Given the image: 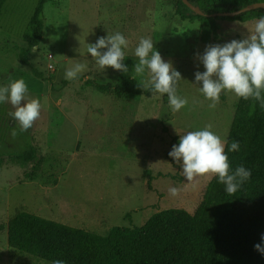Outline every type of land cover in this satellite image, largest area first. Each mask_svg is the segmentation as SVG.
<instances>
[{"label":"rangeland","instance_id":"rangeland-1","mask_svg":"<svg viewBox=\"0 0 264 264\" xmlns=\"http://www.w3.org/2000/svg\"><path fill=\"white\" fill-rule=\"evenodd\" d=\"M31 2L4 0L0 15V87L23 79L26 102L38 99L42 106L40 118L26 131L40 155L31 163L16 155L22 137L11 135L21 129L11 115L15 108L9 101L0 110V264H52L8 244L6 225L21 210L103 235L115 225H142L159 210L194 212L215 175L188 182L169 152L181 135L208 124L226 144L240 99L224 91L216 107L209 108L211 101L195 79L197 71L206 70L198 54L209 45L245 39L258 19L217 16L218 36L204 42L202 22L176 14L177 0H50L44 5L43 37L33 52L18 33ZM116 32L129 42L123 49L127 73L101 69L87 51L100 37ZM143 37H150L153 50L181 73L177 95L188 103L178 112L172 111L167 94L117 95L92 84L127 77L150 82L147 69L134 72L139 62L135 48ZM76 63L85 70L66 80V70ZM173 187L179 189L176 196L170 194Z\"/></svg>","mask_w":264,"mask_h":264},{"label":"trees","instance_id":"trees-1","mask_svg":"<svg viewBox=\"0 0 264 264\" xmlns=\"http://www.w3.org/2000/svg\"><path fill=\"white\" fill-rule=\"evenodd\" d=\"M47 1L50 0H32L23 29L18 30L31 47L42 40ZM187 1L201 12L193 10L184 0H177L176 14L183 19L200 20V36L204 42H211L218 36L216 20L221 17L211 16L212 13L234 11L256 1L264 2ZM3 2L0 0V15ZM261 16H264V8L222 19L249 21ZM92 84L102 93L149 97L155 94L150 82L142 83L135 77ZM2 109L4 105L0 103ZM15 132L22 137L17 157L27 163L37 161L40 155L31 133L18 127ZM233 140L240 141L238 151H229ZM225 154L229 157L230 172L243 165L251 170V178L235 193L228 194L226 186L214 176L194 212L184 208L159 210L142 225H115L103 235L21 210L6 225L8 244L50 261L63 260L66 264H264V254L255 249L256 244L262 243L264 234V107L260 101L240 97ZM148 179L151 184L150 175Z\"/></svg>","mask_w":264,"mask_h":264},{"label":"clouds","instance_id":"clouds-1","mask_svg":"<svg viewBox=\"0 0 264 264\" xmlns=\"http://www.w3.org/2000/svg\"><path fill=\"white\" fill-rule=\"evenodd\" d=\"M128 40L120 32L109 33L100 37L95 44H90L87 51L96 59L101 69L112 67L115 70L128 72L123 63ZM106 49V51H101ZM154 43L150 37L140 39L135 48V56L139 58L134 72L143 74L147 69L150 74L151 91L167 94L172 111L178 112L188 103L186 98L177 95V85L182 79L181 73L174 69L171 62H165L159 51L153 50ZM36 48H33V52ZM204 68L197 71L195 79L201 84V93L211 101L209 108L214 109L219 103L221 93L233 92L245 100L254 98L264 107V16L254 25V30L243 40H232L223 45H209L203 55L198 54ZM85 70V65L76 63L66 70L65 79L74 80ZM28 87L23 79L12 81L9 85L0 87V103L9 102L15 108L11 113L19 122L21 131H28L41 115V103L38 99L26 102ZM23 102V103H22ZM212 125H206L202 130L189 131L180 136L178 145H173L169 156L182 166L186 181L191 182L205 175L218 176L219 182L226 186L228 194L235 193L241 185L251 178V170L243 165L230 172L229 157L225 154V144L221 137L211 131ZM14 138L17 133L12 132ZM240 141L233 140L229 151H238ZM170 194L178 195L179 189L170 188ZM262 243L255 249L264 254V234ZM52 264H66L63 260H54Z\"/></svg>","mask_w":264,"mask_h":264},{"label":"water","instance_id":"water-1","mask_svg":"<svg viewBox=\"0 0 264 264\" xmlns=\"http://www.w3.org/2000/svg\"><path fill=\"white\" fill-rule=\"evenodd\" d=\"M184 1L187 2L193 10L201 12V10L199 8H197L193 4L189 3L187 0H184ZM257 8H264V2L263 1H256V2H253V3L246 5L245 7L241 8V9H237L234 11L215 12V13H212L211 16H215V17H217V16H224V17L225 16H236V15H239L243 12L254 10Z\"/></svg>","mask_w":264,"mask_h":264},{"label":"built area","instance_id":"built-area-1","mask_svg":"<svg viewBox=\"0 0 264 264\" xmlns=\"http://www.w3.org/2000/svg\"><path fill=\"white\" fill-rule=\"evenodd\" d=\"M48 69H49L50 71H52V70L55 69V65H54V62H53V59H52V55L49 56Z\"/></svg>","mask_w":264,"mask_h":264},{"label":"crops","instance_id":"crops-1","mask_svg":"<svg viewBox=\"0 0 264 264\" xmlns=\"http://www.w3.org/2000/svg\"><path fill=\"white\" fill-rule=\"evenodd\" d=\"M63 221H65L64 223H69V221H67V220H65V219H64ZM61 222H62V221H61ZM69 224H70V223H69ZM77 227H78V226H77Z\"/></svg>","mask_w":264,"mask_h":264}]
</instances>
